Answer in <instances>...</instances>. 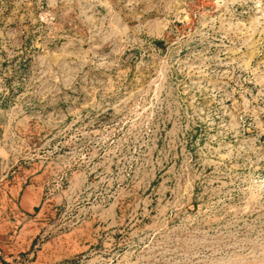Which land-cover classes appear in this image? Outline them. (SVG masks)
I'll return each mask as SVG.
<instances>
[{"label": "rangeland", "instance_id": "1", "mask_svg": "<svg viewBox=\"0 0 264 264\" xmlns=\"http://www.w3.org/2000/svg\"><path fill=\"white\" fill-rule=\"evenodd\" d=\"M264 264V0H0V264Z\"/></svg>", "mask_w": 264, "mask_h": 264}, {"label": "trees", "instance_id": "2", "mask_svg": "<svg viewBox=\"0 0 264 264\" xmlns=\"http://www.w3.org/2000/svg\"><path fill=\"white\" fill-rule=\"evenodd\" d=\"M6 264V263H5Z\"/></svg>", "mask_w": 264, "mask_h": 264}]
</instances>
